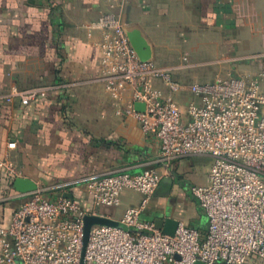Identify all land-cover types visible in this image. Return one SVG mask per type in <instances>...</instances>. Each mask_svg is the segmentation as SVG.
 Wrapping results in <instances>:
<instances>
[{"label": "crops", "instance_id": "crops-1", "mask_svg": "<svg viewBox=\"0 0 264 264\" xmlns=\"http://www.w3.org/2000/svg\"><path fill=\"white\" fill-rule=\"evenodd\" d=\"M110 11L108 0H0V158L10 152L19 178L35 183L37 190L52 195L70 190L84 208L116 222L144 196L127 190L120 206L98 212L82 182L111 172L155 169L164 179L141 220L172 218L205 233L200 211L190 210L187 219L180 212L166 213L159 194L165 182L170 186L183 175L187 162L162 163L156 137L145 135L134 119L117 116L101 83V33L86 27ZM115 11L143 32L154 61H168L155 64L176 70L179 82L192 76L190 70H177L189 54L196 66L207 64L198 59L202 56L214 58L208 63L217 67L213 74L200 73L202 84L251 79L264 70V0H122ZM13 86L51 91L24 106L19 99L4 100ZM177 99L184 114L190 103L200 102L187 91ZM11 143L15 149H9ZM12 192L19 194L6 181L0 189V227L24 201L16 194L9 203Z\"/></svg>", "mask_w": 264, "mask_h": 264}, {"label": "built area", "instance_id": "built-area-1", "mask_svg": "<svg viewBox=\"0 0 264 264\" xmlns=\"http://www.w3.org/2000/svg\"><path fill=\"white\" fill-rule=\"evenodd\" d=\"M121 1L108 0L111 11L86 27L101 33V83L117 116L134 119L145 135L156 137L162 163L213 159L208 184L193 188L209 218L207 231L179 222L175 236H169L141 220L164 179L159 171L111 172L82 183L95 208L120 206L127 190L144 196L119 226H94L85 246L86 216L101 215L84 208L73 192L17 194L24 201L0 227V264H264V70L251 79L179 82L171 69L140 61L127 23L115 11ZM50 91L13 86L4 100L28 106ZM186 91L200 102L190 103L184 114L177 97ZM139 105L144 108L138 110ZM19 177L9 152L0 158V189Z\"/></svg>", "mask_w": 264, "mask_h": 264}, {"label": "rangeland", "instance_id": "rangeland-1", "mask_svg": "<svg viewBox=\"0 0 264 264\" xmlns=\"http://www.w3.org/2000/svg\"><path fill=\"white\" fill-rule=\"evenodd\" d=\"M186 46L181 48L182 51L180 53H184L187 50ZM187 56L189 57L188 61L181 62L182 64L185 65V67L177 69L178 71L182 70L189 72L190 70L192 72V76L190 77V79L188 78L187 80L188 83L186 84L188 85L194 83L202 84L206 82L205 78L202 77L200 73L208 72L209 74H213L217 65L215 63H208V62H211V60H214V58L202 56L201 58L198 59L202 62H207V64H204L203 66H196V65H192L194 64V61L191 59V55L189 54ZM163 58L165 60H168V58L165 57L164 55ZM156 62L160 64H165L168 61L165 62L162 60L161 57H157ZM175 72L176 70H172L173 76ZM187 92L193 95L190 91ZM182 161L187 162L185 164L186 168L183 175L178 176L174 184L169 186L167 182H165L164 185L160 188L159 194L163 197L162 205L166 213L172 214L173 212H178V213L180 212L183 215V217L186 219L190 218V214H189L190 210H196V211L198 210V212L200 211L202 215V219H203L202 224L208 228V224H209L208 215L202 208H200L199 201L193 193V188L208 184L209 172L213 165V159L210 157L208 158L204 156H197V157L187 158ZM16 194L12 192V194L9 195L10 196L9 203L11 202L10 201L11 196L13 195L15 196ZM5 202H8V200L5 199ZM95 210L101 212L102 207H96Z\"/></svg>", "mask_w": 264, "mask_h": 264}, {"label": "water", "instance_id": "water-1", "mask_svg": "<svg viewBox=\"0 0 264 264\" xmlns=\"http://www.w3.org/2000/svg\"><path fill=\"white\" fill-rule=\"evenodd\" d=\"M126 33L131 43L132 48L134 49L135 53L137 54L140 61L145 63L154 62L153 59V50L152 47L144 36L143 32L135 27L131 28L127 25ZM142 107V106H138ZM14 186L16 191L21 195H30L31 193L37 190V185L29 180H25L22 178H18L14 182ZM66 198H73V194L66 193L64 195ZM156 228L161 230L164 234L169 236H175L176 231L179 226V222L172 219V218H162L155 220ZM94 226H119V223L109 219L107 217L102 216H86L85 218V246L88 243L89 236L91 229ZM200 264V263H198Z\"/></svg>", "mask_w": 264, "mask_h": 264}, {"label": "trees", "instance_id": "trees-1", "mask_svg": "<svg viewBox=\"0 0 264 264\" xmlns=\"http://www.w3.org/2000/svg\"><path fill=\"white\" fill-rule=\"evenodd\" d=\"M15 212V211H14Z\"/></svg>", "mask_w": 264, "mask_h": 264}]
</instances>
